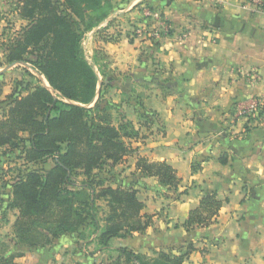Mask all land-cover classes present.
I'll use <instances>...</instances> for the list:
<instances>
[{
  "label": "crops",
  "instance_id": "1",
  "mask_svg": "<svg viewBox=\"0 0 264 264\" xmlns=\"http://www.w3.org/2000/svg\"><path fill=\"white\" fill-rule=\"evenodd\" d=\"M112 2L110 17L135 20L140 16L142 20L135 24H149L150 18L135 9L146 2L163 14L170 27L158 38L143 33L131 39L124 29L118 40L106 42L96 36L109 17L90 35L106 50L108 70H116L111 77L108 74L114 72L107 73L106 68L101 80L110 88L119 76L120 92H126L127 86L134 88L135 112L157 114L151 125L134 122L141 136L133 142L137 150L127 156L128 165L124 161L114 167L119 171L112 179L113 185L137 190L145 203L144 212L155 215L154 222L143 232L113 238L108 248L99 245L93 254L76 233L63 235L46 247L19 245L24 255L17 261L62 264L53 256L67 259L66 252L74 255L77 248L79 262L92 264V258L107 252L113 255L120 246L156 255L171 248L186 251L192 244L195 248L185 264H264V112L248 116L240 111L252 97L264 96V10L251 12L248 0ZM13 5L0 0V35L6 20L18 15ZM20 21L27 24L23 18ZM253 69L262 76L256 86L247 79ZM119 96L115 101L122 102ZM225 153L228 162L223 164L220 157ZM139 156L170 163L182 178L178 189H169L157 176L138 171ZM213 191L227 199L218 221L187 230L182 224L190 211ZM17 215V209L0 211V244L8 239V230L13 232Z\"/></svg>",
  "mask_w": 264,
  "mask_h": 264
},
{
  "label": "trees",
  "instance_id": "2",
  "mask_svg": "<svg viewBox=\"0 0 264 264\" xmlns=\"http://www.w3.org/2000/svg\"><path fill=\"white\" fill-rule=\"evenodd\" d=\"M113 9L112 0H20L17 10L27 24L9 41H0L8 64L28 63L47 82H17L0 99L7 107L0 116V148L20 150V157L29 164L53 163L49 169L27 168L11 181L9 208L18 209L13 224L17 245L46 247L92 222L98 244L108 248L113 238L143 232L154 222L155 215L144 212L145 203L136 189L107 184L97 174L105 164L115 167L134 153L128 140L140 137V130L130 122L113 123L111 105L102 104L105 82L95 67L100 60L97 57L93 64L83 48L85 34L100 27ZM110 26L112 19L105 28ZM5 85L0 82V98ZM140 116L146 125L157 120L154 111L145 110ZM220 160L226 164L228 155ZM136 168L157 176L169 189L177 190L182 181L165 160L139 156ZM98 199L109 206L104 225L98 217ZM223 204L216 192L205 194L182 225L187 230L209 226L217 221ZM194 248L190 244L181 253L171 248L150 256L120 246L110 264H185ZM5 250L1 244L0 264H21L17 259L24 255L22 251L4 255Z\"/></svg>",
  "mask_w": 264,
  "mask_h": 264
},
{
  "label": "rangeland",
  "instance_id": "3",
  "mask_svg": "<svg viewBox=\"0 0 264 264\" xmlns=\"http://www.w3.org/2000/svg\"><path fill=\"white\" fill-rule=\"evenodd\" d=\"M8 1H12V3H14V5L11 6L12 9H14L15 7L18 8V3H20L19 0H8ZM249 1L250 0H248V2ZM150 6L151 5L149 3L146 4V2H143L141 4L139 3L135 6L136 7L135 9H137V11L141 15H143L142 17H146V19L150 18L148 20L150 22L149 24L147 22H144L143 25L135 24L136 22H134V21H138L140 19L142 20V18L140 16H138L134 20V19H128L126 16L114 17V15H113L110 17V20L112 19V26H110L111 29L105 28L106 26H101V28L105 29V30H103L101 33H97L98 36H96V37H100L99 39H104V40L106 37L107 38L112 37L115 39V40H113L115 42L116 40H118L120 35L123 34L122 31H124V29H125L126 34H128V35L130 34L131 39L134 38V35H137V34L139 35V34H143V33L148 34L149 37H153V38L157 37L158 38V36L162 32L163 33L169 32L170 27L168 25V22L164 19V17L162 16V13L159 10H156L159 12L158 18L154 17L152 15H148V13L146 11L150 9ZM259 11H261V10H259ZM6 12H9V14H11V12L14 13L15 11L11 10V12L10 11H6ZM251 12H252V9H251ZM5 17H7V15ZM20 20H21V16L19 15V11H18V15L16 13H14L8 20H6V26L2 29V33L0 35V41H2V38L5 39V41H9L11 38H13L17 35V33L22 28V26L25 25ZM124 23L127 24V26H125L126 28H122V25ZM164 27L167 29H165ZM97 29L98 28H95L94 30L85 34V37L83 40V48H84V51H85L87 58L93 64L96 63L97 57L100 60V62L97 61L98 65L95 64L96 65L95 67L99 73L100 80H101L102 73L100 72L99 69H101L102 71H106V68H107V71H108L107 73L114 72V74H111V75L108 74V76H111V77L116 75L115 74L116 70L114 71V69H112V68H111V71L108 70L110 60H109V56L106 54V50L104 49L102 44H98L95 41V38L91 39V36H90V35H92L91 33H94ZM140 29H142L143 32H141ZM113 41H108V42H113ZM0 60L2 61L3 65H4V67H0V70L3 72V74L0 75V82H4L6 84V86L3 88V91H4L3 97L4 98H5V95L7 93L12 92V90L16 86L17 82H20L22 84H25L26 82H29L32 84H39L40 82L47 83L45 77L40 75L30 65H26L24 63H16L14 66L8 67L9 64L5 60L4 55H2V49H0ZM104 65H106V67H104ZM116 79L118 81L117 83H115L116 86L114 85L113 87L108 88V84L105 83L106 85H104L103 92H102V98H103L102 104L105 105L106 102H108L111 105L110 112L112 113L113 123L115 125H120V124H126V123L130 122V124H132L134 126L135 125L134 122L139 121V123L141 125H143V126H144V124L146 125V120L140 116V112L138 114L134 110V102H133L134 101V88L133 87L128 88V86H127L126 92L122 93V92H120V90L122 91V88H121L120 84H118L120 82L119 81L120 77L118 76V77H116ZM247 79L251 81L253 86H256L261 81L262 76L258 70L253 69L247 75ZM118 95H121V97L120 96L119 97L121 98L122 102L115 101L117 99ZM254 100H257V101H260L261 103H263L260 112H258L257 114L247 112V113H242L243 115H248V116H258L259 115L260 116L261 114H263V112H264V96L252 97L249 100V102H247V103H250ZM6 110H7L6 104L4 102H0V116L3 115ZM158 133H160V132H158ZM139 138H141V136ZM128 142L130 144H132V148L134 149V146H133L134 139L131 142H130V140H128ZM126 158H127V156H126ZM126 158H124V160L121 162V163H123L124 161H126V163H124V165L125 164L128 165V163L131 161V159H129V158L126 159ZM52 165H53V163L51 160H48L46 162L43 161V162H40L39 164H36V165L29 164L23 159V157H20V150L12 149V148H0V211H3L4 209L9 208V201H10L11 196H12L11 181H13V179L18 174H22L25 171V169L30 168V167H43V168L49 169ZM129 167H130V165H129ZM118 171L119 170H114V167L110 166V164H105L102 169L97 171L98 172L97 174L100 175V178L103 179L105 183L113 184L112 179H114L115 173ZM77 180L81 184L83 177L79 176V177H77ZM213 192H216V191H213ZM216 193H217L218 197L220 199H222V197H220L218 192H216ZM222 200L224 202L227 201V199H222ZM97 203L99 205L98 211H97L98 217L100 219L101 224L104 225V219L106 218L107 213L109 212V206L104 199H98ZM11 210H12V213L14 211H16V209H14V208H12ZM219 214H220V212H219ZM218 217H219V215H218ZM217 221H218V218H217ZM217 221H215V222H217ZM2 222H4V221H2ZM12 233H14V230H13V232L11 229L8 230V232L6 234V239L7 238L8 239L5 242L1 243L6 248L4 255H11L13 253H17V252L21 251V249H22V248H20L19 245H17L15 243V234L12 237L11 236ZM75 236H77L78 238H81L82 241L84 242V244L91 246L92 250L90 253H92V254L100 248L99 244H98L97 233H95V228H94L92 222H88L85 226H83L81 228V231L77 232L75 234ZM114 241L116 242V240H114ZM87 249H88V251L90 250L89 248H87ZM74 250H75L74 255H73V253H70L71 252L70 250H69V252H66L65 255H67V259H64L63 256H60L58 258L57 257L55 258V256H53L54 257L53 259L54 260L57 259L56 261L61 262L62 264H81V262H79L80 260L78 258L80 252L77 250V248H74ZM80 250H81V248H80ZM174 252L175 253H181L182 251L174 250ZM70 254H72V255L70 256ZM150 256H155V255H150ZM116 257H117V252L114 253L113 255H112V253L108 254V252H107L106 254H101L98 257L92 258V259H94V262L92 264H110L112 259L113 258L115 259Z\"/></svg>",
  "mask_w": 264,
  "mask_h": 264
},
{
  "label": "built area",
  "instance_id": "4",
  "mask_svg": "<svg viewBox=\"0 0 264 264\" xmlns=\"http://www.w3.org/2000/svg\"><path fill=\"white\" fill-rule=\"evenodd\" d=\"M249 8L252 10H257V11L264 10V0H250L249 1ZM146 12L148 13V15H152V16L157 17V18L159 17L158 11H153V10L149 9ZM165 29H167V28H165ZM140 30H141V32H143L142 29H140ZM262 104L263 103H261L260 101L254 100V101H252L246 105H242L240 107V109H241L242 113L249 112V113H256L257 114L258 112H260Z\"/></svg>",
  "mask_w": 264,
  "mask_h": 264
},
{
  "label": "water",
  "instance_id": "5",
  "mask_svg": "<svg viewBox=\"0 0 264 264\" xmlns=\"http://www.w3.org/2000/svg\"><path fill=\"white\" fill-rule=\"evenodd\" d=\"M15 64H16V63L10 64L8 67H12V66H14ZM24 64L28 65V63H24Z\"/></svg>",
  "mask_w": 264,
  "mask_h": 264
}]
</instances>
